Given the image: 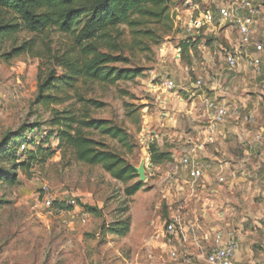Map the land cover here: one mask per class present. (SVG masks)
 <instances>
[{
	"label": "rangeland",
	"instance_id": "1",
	"mask_svg": "<svg viewBox=\"0 0 264 264\" xmlns=\"http://www.w3.org/2000/svg\"><path fill=\"white\" fill-rule=\"evenodd\" d=\"M168 9L161 22L151 20L134 31L121 27L117 52L130 63L114 67L134 69V79L79 82L77 94L67 90L63 104L48 108L37 102L39 77L52 71L43 56L62 52L71 39L56 32L34 38L24 31L0 37V264H181L182 253L194 259L191 247L198 244V264H207L218 232L233 233L239 241L236 264H264V0H172ZM208 11L214 19L204 25ZM223 11L232 17L222 19ZM237 13L254 18L248 46L241 43ZM32 39L37 40L33 50L9 59L14 47ZM184 43H190L187 51ZM231 55L240 65L229 71ZM255 58L260 71L249 65ZM79 96L102 104L91 109V117L122 128L128 146L98 131L87 134L135 168L146 162L147 179L135 196L127 197L126 186L101 166L76 162L70 154L63 159L61 150L44 162L49 149L59 145L56 133L37 161L21 164L48 131L58 130L49 126L53 111H76ZM209 98L226 105L230 116L207 144ZM178 134L180 145L189 138L204 142L209 155L204 159L213 164L196 191L188 185L170 191L166 185L168 172L178 165L179 142H173ZM151 144L172 159L154 165ZM46 189L56 200L51 209L45 205ZM64 200H76L77 206L69 208ZM173 214L183 217L190 247L176 250L177 260L156 243L158 230L165 234ZM128 219L125 236L110 232Z\"/></svg>",
	"mask_w": 264,
	"mask_h": 264
},
{
	"label": "trees",
	"instance_id": "2",
	"mask_svg": "<svg viewBox=\"0 0 264 264\" xmlns=\"http://www.w3.org/2000/svg\"><path fill=\"white\" fill-rule=\"evenodd\" d=\"M170 1L172 0H0V37L24 31L34 38L49 37L56 32L71 39L62 52L52 54L50 51L49 56H43L52 71L45 78L42 75L39 77L40 95L37 102L48 108L63 104V95L67 90H74L77 94L79 82L114 84L134 79L138 74L134 69L114 67L116 64L130 63L129 59L117 52L120 47L115 42L124 35L121 27L134 31L151 20L161 22L169 10ZM36 43L37 40L32 39L20 47H14L7 56L9 59L20 57L33 50ZM188 44L184 43L181 48L187 51L191 47ZM57 67L63 70L61 75L57 74ZM56 93L60 95L56 96ZM78 103L80 107L76 111H53L49 126L57 127L58 130L48 131L46 137L41 139L40 147L29 151V158L21 164L27 166L30 162L37 161L44 153L43 146L56 133L59 145L54 151L49 149V154L42 159L44 162L57 150H61L63 159L70 154L76 162L101 166L126 186L127 197L135 196L144 186L138 180L135 167L110 150L106 143L97 140L91 133L87 134L86 130L98 131L104 136L118 139L125 146H128V135L109 120L91 117V109L101 108V103L81 96ZM150 152L154 165L172 159L170 153L159 154L155 144H151ZM132 182L134 183L131 185ZM129 231V219L116 223L110 229L111 233L119 236H125Z\"/></svg>",
	"mask_w": 264,
	"mask_h": 264
},
{
	"label": "built area",
	"instance_id": "3",
	"mask_svg": "<svg viewBox=\"0 0 264 264\" xmlns=\"http://www.w3.org/2000/svg\"><path fill=\"white\" fill-rule=\"evenodd\" d=\"M246 8H249V5H245ZM253 14L254 11L250 10ZM221 18L224 20H229L232 17V13L228 11L221 12ZM236 19V23L239 29V33L241 36V43L243 46H248L252 43V29L255 25L253 16L248 15H240L237 13L234 16ZM214 19V15L211 12H206L204 15L203 24H210ZM257 50H262V45H257ZM228 70L232 71L239 67V60L236 56H229L227 59ZM251 67H254L255 70L260 71L259 69V60L253 59L249 62ZM168 89L173 90L176 85L174 81H169L166 83ZM198 85H202V81H198ZM205 109L210 114V119L208 125L205 130L206 139L205 142L213 143L215 141L216 135L219 133L220 127L225 124L226 120L230 116L229 108L219 103L213 99H206L204 102ZM188 151L181 157V165L186 168L188 176L192 181H200L205 178L206 173L211 170L212 163L200 156V152L205 150L204 142L192 141L189 140L187 142ZM219 182H224V178L220 177L218 179ZM47 197L45 200V205L48 209L55 207V197L49 189H46ZM69 208H73L77 206L76 200H67L63 201ZM88 221V217L86 214L83 215L82 222L86 224ZM166 234L169 237H173L174 235H181L183 237L186 236V230L183 222L180 219H174L171 223H168L165 228V236ZM239 251V241L236 239L233 233H224L218 232L215 240L214 249L207 255L205 261L207 264H235L236 256ZM170 256L177 260L179 254L177 251H171ZM182 257L183 263L191 264L193 259L187 255V253H182L180 255Z\"/></svg>",
	"mask_w": 264,
	"mask_h": 264
},
{
	"label": "crops",
	"instance_id": "4",
	"mask_svg": "<svg viewBox=\"0 0 264 264\" xmlns=\"http://www.w3.org/2000/svg\"><path fill=\"white\" fill-rule=\"evenodd\" d=\"M174 98H177V97H174ZM167 102H169L168 104L170 106L174 104L173 99H170V98L168 99ZM206 113L209 115V119H210V114L207 110H206ZM204 133H205V131H204ZM177 136H178L177 139L173 140V142H179L178 143L179 147L177 149H175V153H174V160H175V162L178 163V165L171 172H168L170 176L167 179L166 185H171V186H169L170 191L173 190L174 188L179 189L180 186L182 187L183 185L184 186L188 185L192 190L196 191L195 184L198 183V181L194 182V181H192V179H190V177L188 176L186 168H184L181 165V161H180L181 157L188 151V145H187V143H185V145L184 144L180 145L181 143H183V141H182L181 137H179V134ZM191 139H192V141L196 142V140H194L193 138H189L187 140V142ZM199 142H201V141L199 140ZM200 156L202 158H207V156H209V155L206 153V150H203L200 152ZM203 156H206V157H203ZM179 192H181V191H179ZM180 215L173 214V216L171 217V221L169 223H171L172 220L174 221V219H180L184 224V219ZM184 226H185V230H186L187 226L185 224H184ZM157 234L158 235L156 237V243L159 246H161L163 252H166L167 254L170 253L171 251H175V250L180 251L183 248H186L188 250L190 248L189 246L185 245L186 244L185 237H183L179 234L174 235L173 237H171L169 239H167L166 236L164 235V229L163 230L159 229ZM198 241H199V239H198ZM196 243H198L197 239H196ZM199 246H200V244L197 245L198 248H199ZM197 247H196V245H194V248L191 247L192 254H194V259H193V262L191 264H198L199 263L198 261H199L201 256L197 250ZM184 251H185V249H183V252ZM236 258H237V256H236ZM181 264H185V263H181ZM235 264H236V261H235Z\"/></svg>",
	"mask_w": 264,
	"mask_h": 264
},
{
	"label": "water",
	"instance_id": "5",
	"mask_svg": "<svg viewBox=\"0 0 264 264\" xmlns=\"http://www.w3.org/2000/svg\"><path fill=\"white\" fill-rule=\"evenodd\" d=\"M136 173L139 176V182L144 183L147 179L146 175V162L142 161L139 167L135 168Z\"/></svg>",
	"mask_w": 264,
	"mask_h": 264
}]
</instances>
